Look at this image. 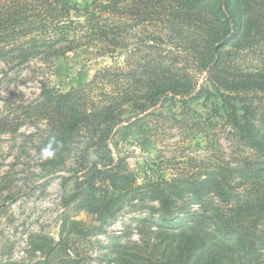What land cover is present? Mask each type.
Listing matches in <instances>:
<instances>
[{"label": "trees", "instance_id": "trees-1", "mask_svg": "<svg viewBox=\"0 0 264 264\" xmlns=\"http://www.w3.org/2000/svg\"><path fill=\"white\" fill-rule=\"evenodd\" d=\"M70 59L92 74L65 83ZM33 61L60 80L43 77L19 106L1 97L22 116L1 115L0 135L29 142L47 177L64 168L70 190L56 235L29 233L17 260L1 237L0 264H89L91 238L124 210L142 214V244L111 239L114 264H264V0H0L3 75ZM149 116L215 129L251 153L199 155L167 178L131 170L119 134Z\"/></svg>", "mask_w": 264, "mask_h": 264}, {"label": "rangeland", "instance_id": "rangeland-1", "mask_svg": "<svg viewBox=\"0 0 264 264\" xmlns=\"http://www.w3.org/2000/svg\"><path fill=\"white\" fill-rule=\"evenodd\" d=\"M74 60L67 61L68 70L66 69L62 77L65 83L70 81V76L67 75H74L83 65ZM117 61L121 59L118 58ZM103 64L111 65L113 60L106 59ZM49 67L47 64L33 61L22 70L13 71L5 77L2 72L5 66L0 62V98L9 99L13 106L32 101L39 93V81L43 77L48 78L51 84L60 80L51 75ZM80 71L81 79L92 74L87 65ZM3 100H0V116L16 111V115L22 116V109H5ZM164 109L181 113L179 107L170 104L165 105ZM137 122L131 130L121 129L117 152L129 169L140 173L146 171L147 175L154 178L173 176L182 168L189 167L192 158L206 153L221 150L226 160L245 157L251 153V150L244 147L232 148L230 138L215 129L208 128L206 133H200L191 125L176 123L161 116H149ZM19 130L35 131L27 125H23ZM39 162L29 142L18 145L15 137L10 134L0 135V238L7 237L15 243L13 257L16 260L25 256V238L29 233L40 231L56 235L58 217L64 210L60 198L70 190V185L61 187L59 176L66 173L64 168L47 177L45 172L40 171ZM11 196L14 197L13 200L10 199ZM141 215L124 210L108 223L105 234L92 237L88 251L91 259L89 264H114L111 261L113 257L116 259V254L112 248L107 247L111 239L138 243L140 237L136 232L138 228L133 217ZM73 216L86 224L95 222L94 216L85 211ZM140 244L142 243H138L139 246ZM79 248L85 249L88 246L82 244Z\"/></svg>", "mask_w": 264, "mask_h": 264}]
</instances>
